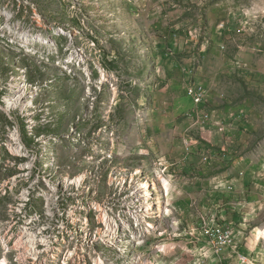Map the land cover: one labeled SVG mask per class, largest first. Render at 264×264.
I'll return each instance as SVG.
<instances>
[{
    "label": "rangeland",
    "instance_id": "obj_1",
    "mask_svg": "<svg viewBox=\"0 0 264 264\" xmlns=\"http://www.w3.org/2000/svg\"><path fill=\"white\" fill-rule=\"evenodd\" d=\"M61 191L60 251L26 264H264V0H0V264Z\"/></svg>",
    "mask_w": 264,
    "mask_h": 264
},
{
    "label": "bare ground",
    "instance_id": "obj_2",
    "mask_svg": "<svg viewBox=\"0 0 264 264\" xmlns=\"http://www.w3.org/2000/svg\"><path fill=\"white\" fill-rule=\"evenodd\" d=\"M58 33V32H57ZM19 38V37H18ZM20 40H22V42L26 45V44H31V43H40L41 45H51L54 44L51 40L45 39L44 37L37 35V36H33V35H28L26 33H24L23 35L20 36ZM22 43V44H23ZM16 88V87H15ZM21 89H17L14 93H16V96H10L6 99V103L9 106H16V105H21V107H25L23 105V97L24 95H26V90L25 88H22L23 92L22 94L20 93ZM33 98V96H32ZM12 139L14 140V144H18V137L17 134L14 133L12 135ZM21 146L16 145L15 146V150L17 152H20L21 150ZM120 170V169H119ZM121 170L123 171L124 169L121 168ZM77 184L76 186H78L79 184V180H77L75 183L71 182L69 180L64 181V185L63 186H67V185H71V184ZM44 184V183H43ZM39 185V184H38ZM35 186V185H34ZM143 187L138 190L139 194H135L138 198V206H139V210L136 211V215L134 216L136 223L137 222H141L145 219V217H149L147 214L150 212L149 211H154V210H161L160 207L154 206L153 204H151L149 201V194L148 192H150L152 190V188L154 186H152V188L148 185V184H144L142 185ZM32 187V186H31ZM150 187V188H149ZM39 188H43V187H39ZM27 189V188H26ZM31 189V188H30ZM62 190V189H61ZM46 191V190H45ZM44 191V192H45ZM48 191V190H47ZM30 192V191H29ZM38 192V191H37ZM43 192V193H44ZM25 193V192H24ZM137 193V192H135ZM48 194V193H47ZM27 193H25V196H23V200H26ZM35 196V195H34ZM56 198V197H55ZM152 198V197H151ZM20 199V198H19ZM48 199V198H47ZM52 199H54L52 197ZM58 199V198H57ZM38 200V199H37ZM49 200V199H48ZM51 200V199H50ZM60 201V200H59ZM51 202V201H50ZM34 203V202H33ZM159 205V204H158ZM25 206V205H24ZM17 207V206H16ZM35 207V205H34ZM20 208V207H19ZM23 209V208H22ZM36 209V208H35ZM39 209V208H38ZM10 212L11 209L9 208ZM8 210V211H9ZM49 210V209H48ZM16 211H18L16 209ZM14 213H16L13 210ZM11 212V213H13ZM20 213V210L18 211ZM30 212V211H29ZM46 212H49L46 210ZM104 212V211H103ZM135 212V211H134ZM138 212H142V215H138ZM31 213V212H30ZM33 213V212H32ZM38 213V212H37ZM11 215V214H10ZM29 215V214H28ZM71 216V215H70ZM15 217V216H14ZM19 217V216H18ZM43 217V216H41ZM26 218V217H25ZM38 219V215L34 214L32 216H29L27 219H25L24 221H22V226H20L15 234V239H14V248L18 249V252L20 251V254L17 256V260L21 262V264H26L27 261L29 263V260L33 261L36 263V261L39 259V257H42V255L46 252V254L51 253V255L49 256V258L55 259L56 254H54V252H57L59 250V246L57 244V236H55L53 238V240L51 238H45V237H33V229H27L26 227H28L29 225L32 224V222H34L35 220ZM46 219V218H45ZM19 220V219H18ZM44 220V219H42ZM9 221V219L7 220ZM13 221V220H12ZM52 221V220H51ZM54 221V219H53ZM71 221V220H70ZM101 221V220H100ZM48 222V221H47ZM102 222L105 224L106 228H107V237H109V239H112L111 242L117 240L115 239V237L117 236L115 234V232L118 231V227L119 225H117V222L115 220H113V218L108 217V215L104 214L102 217ZM6 224V222H5ZM9 224V223H8ZM73 224V223H72ZM124 225L125 228H128V224L126 222L122 223ZM4 225V224H3ZM2 225V226H3ZM11 225V224H10ZM17 227V226H16ZM123 227V228H124ZM71 228V227H70ZM76 228V227H75ZM4 229V228H3ZM17 229V228H15ZM62 230V229H61ZM64 230V229H63ZM70 230V229H69ZM73 230V228H72ZM75 230V229H74ZM77 230V229H76ZM2 231V229H1ZM12 231V230H11ZM9 232V231H8ZM74 232V231H73ZM94 232V231H93ZM14 233V232H13ZM56 233V232H55ZM1 234V233H0ZM39 234H46V227H39ZM64 234V233H63ZM70 234V233H68ZM114 234V235H113ZM13 235V234H12ZM63 236V235H62ZM14 237V236H13ZM61 238V237H60ZM10 239V238H9ZM8 239V240H9ZM64 239V238H63ZM5 240V239H4ZM13 240V239H12ZM59 241V240H58ZM118 241H122V243H124V241L122 239L118 240ZM117 241V242H118ZM12 242V241H11ZM65 242V241H64ZM115 243V242H114ZM12 246V247H13ZM115 246V245H114ZM11 247V248H12ZM13 249V248H12ZM15 249V250H16ZM60 251V250H59ZM17 252V251H16ZM45 257V256H43ZM48 257V256H47ZM41 262V261H40ZM32 263V262H31ZM100 264H104L103 262H98ZM39 264V263H38Z\"/></svg>",
    "mask_w": 264,
    "mask_h": 264
},
{
    "label": "built area",
    "instance_id": "obj_3",
    "mask_svg": "<svg viewBox=\"0 0 264 264\" xmlns=\"http://www.w3.org/2000/svg\"><path fill=\"white\" fill-rule=\"evenodd\" d=\"M185 93L192 100L194 105L202 104L204 101V98H205L204 90L197 85L187 83V85L185 87ZM31 201H32V198H27V208L24 209V211L20 213L18 219L21 217H26L27 212L30 211ZM70 201H71L70 197H63V191H61L58 212L55 216V220H54L53 224L42 223L41 222L42 211H38V219L35 220L34 222H32V224L26 228L27 229H33V237H45V238H51L53 240V238L55 237L56 231L61 230V229H65V228H69L67 225V208L69 207ZM39 227H46V234H39ZM212 233H214V232H212ZM225 233H227V234L225 235ZM217 234H222L224 236V238H225L224 239L225 240L224 245H228V246L234 245L233 241H235V240L232 238V234L229 231L223 232L222 230H217ZM69 237L75 238L76 236L74 235V236H69ZM93 239H94V237H93ZM43 256L39 257V260H41L43 258ZM240 257H242V256H240ZM241 260L243 262L246 261V259L244 260L243 257L241 258Z\"/></svg>",
    "mask_w": 264,
    "mask_h": 264
},
{
    "label": "crops",
    "instance_id": "obj_4",
    "mask_svg": "<svg viewBox=\"0 0 264 264\" xmlns=\"http://www.w3.org/2000/svg\"><path fill=\"white\" fill-rule=\"evenodd\" d=\"M187 83H188V82L185 81V87H186ZM229 130L232 131L231 133H233L234 136H238V135H240V132L242 131L241 128L239 127L238 121H235V122L231 125V127H230ZM258 231H260V233H262L261 235H263V232H262L261 230L258 229Z\"/></svg>",
    "mask_w": 264,
    "mask_h": 264
}]
</instances>
